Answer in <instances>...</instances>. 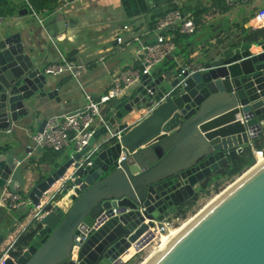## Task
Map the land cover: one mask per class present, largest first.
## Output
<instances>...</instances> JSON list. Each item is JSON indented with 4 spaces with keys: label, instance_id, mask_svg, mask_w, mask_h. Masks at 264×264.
<instances>
[{
    "label": "water",
    "instance_id": "1",
    "mask_svg": "<svg viewBox=\"0 0 264 264\" xmlns=\"http://www.w3.org/2000/svg\"><path fill=\"white\" fill-rule=\"evenodd\" d=\"M251 27L216 41L197 70L143 75L104 110L106 125L89 147L109 130L126 132L120 141L103 143L93 164L76 176L72 183L78 188L67 212L51 204L33 222L25 249L15 255L18 264H125L121 257L153 226L145 221L186 211L204 185L239 157L240 147L264 136V24ZM67 28L64 19L51 21L46 48L23 42L20 33L0 34V191L23 182L20 159L31 153L32 133L47 124L42 111L53 101L62 103V87L44 68ZM165 95L148 116L132 122ZM89 147L31 188L34 208ZM7 217L0 208V227ZM152 264H264V163Z\"/></svg>",
    "mask_w": 264,
    "mask_h": 264
},
{
    "label": "crops",
    "instance_id": "2",
    "mask_svg": "<svg viewBox=\"0 0 264 264\" xmlns=\"http://www.w3.org/2000/svg\"><path fill=\"white\" fill-rule=\"evenodd\" d=\"M239 1L237 7L227 8L223 0H69L67 4L61 0L53 11L41 14L42 24L28 8L27 16L20 15L22 10L19 15L8 16L12 21L0 29V34L20 33L23 42L46 48L50 39L46 26L51 21L64 19L68 24L67 33L59 35L58 47L52 45L45 59V67L59 62L61 55L88 64L90 70L85 79L86 91L98 99L110 91L116 74L138 66L135 54L138 45H119L116 42L117 36L128 40L138 34H146L156 18L180 10L185 16L194 17L197 31L193 35H184L180 26L170 29L168 33L175 37L177 46L174 58L156 65L151 74L160 76L174 67L180 71L183 68L197 70L204 52L216 41L231 37L235 32L246 29L248 24L252 26L250 30L262 24L257 13L264 9V0L253 4ZM26 4L28 6L27 2ZM126 25L131 27L130 32L123 30ZM194 35L200 36L188 39ZM144 40L154 42L155 38L153 35H146ZM51 79L58 87H62V103L53 101L51 109L42 111V120L54 115H64L87 105L85 94L69 76H51ZM129 123L131 124L130 121ZM36 133L37 130L27 142L32 154L24 153L20 159L24 162L23 182L16 183L13 189L8 188L20 193L22 205L17 210H6L8 217L0 227V256L15 239L28 233L35 221L32 215L36 208L28 199L31 188L51 176L74 154L73 147L59 153L35 150L32 137ZM18 146L21 147V144ZM22 148L27 149L24 145Z\"/></svg>",
    "mask_w": 264,
    "mask_h": 264
},
{
    "label": "built area",
    "instance_id": "3",
    "mask_svg": "<svg viewBox=\"0 0 264 264\" xmlns=\"http://www.w3.org/2000/svg\"><path fill=\"white\" fill-rule=\"evenodd\" d=\"M223 1L227 8H235L240 2L239 0ZM243 1L248 4H253L257 3L259 0ZM26 2L28 3V9L31 14H33L39 23L42 24L43 20L40 18L41 14H38L33 9L28 0H26ZM64 2L67 4L69 0H64ZM257 15L260 21L264 24V9L258 11ZM11 21L10 18L0 16V29L6 26L7 23H11ZM177 26H180L181 33L184 35H193L197 31V24L193 16H185L180 10H175L165 16H159L156 18L146 34H138L128 40L122 36H117L116 42L119 45H138L135 53L138 66L137 68L116 74L110 91L98 99H95L86 91L85 79L90 70L88 64L61 55L59 62L47 65L44 69L46 75L69 76L83 91L88 103L83 108L77 109L73 112L49 117L43 131L36 133L32 137L35 150H51L59 153L66 148L73 147L74 154H77L83 152L89 147V142L96 131L103 125H106V117L103 113L106 107L109 106L111 102H117L123 99L128 94L130 88L141 82L143 75H151V71L156 65L174 58L177 46L175 43V37L169 34L168 31ZM123 30L130 32L132 29L130 26L126 25L123 27ZM146 35H153L155 41L146 42L144 40ZM186 70V68H183L180 73H185ZM167 97L168 95H165L160 102L148 109L143 117L135 120V122L137 121L138 123L144 117L148 116L152 110ZM262 125L264 126V123H262ZM125 132L126 131L121 130H109L108 134L102 137L93 146L89 147L88 152H86L79 161H76L74 165H72L63 179L54 184L48 192L44 193L40 206L36 208V212L33 213L32 219H40L43 215L42 213H44L47 207L51 204H56L62 211L67 212L73 204L72 196L75 194V189L78 188V186L73 185L72 183L76 176L79 173L86 171L87 168L93 164L94 158L100 152L103 143L111 140L120 141ZM251 135L253 134L249 133V136ZM248 146L253 152L255 165L261 160H264V149L257 148L254 141H251ZM240 148L241 151L238 152L239 155L244 151V147ZM30 154H32V152ZM124 158L125 153L122 152L119 161L124 160ZM66 189L67 195L62 197V192ZM21 205L22 197L20 193L12 192L8 188L0 191V208L13 211L19 209ZM114 212L116 214V210H114ZM182 220L183 218L179 215H173L165 218L163 221L147 220L145 221V224L148 225L149 222H152L153 226H149L148 231L151 233L153 241H155L159 240L161 236L166 234L171 228L178 227ZM18 238L15 239L5 250L3 255L0 256V264H6L9 259H12L14 264H18V257L13 255L16 251Z\"/></svg>",
    "mask_w": 264,
    "mask_h": 264
},
{
    "label": "trees",
    "instance_id": "4",
    "mask_svg": "<svg viewBox=\"0 0 264 264\" xmlns=\"http://www.w3.org/2000/svg\"><path fill=\"white\" fill-rule=\"evenodd\" d=\"M59 1L60 0H29V3L38 14H43L48 13L49 11H53L58 6ZM26 8H28V6L25 0H0V16L3 17L19 15V12ZM254 144L257 148L264 149V136L262 138L254 140ZM254 165L255 158L253 152L249 146H245L244 151L235 161H233L232 165L229 166V168H227L226 170L220 172L217 180L222 178L233 179L234 177H240ZM212 182L213 181H209L208 183H206L202 191H206L212 185ZM199 199L200 197L196 196L194 200L189 204V207L197 204ZM186 215V211H183L181 214H179V216L183 219L186 217ZM23 219L24 218H22V220ZM28 238V233H24L18 238V241L16 243V251L13 253L14 256L20 255L21 252L25 249ZM139 255L140 254L138 253L134 258H132V260L128 261L126 264H133L134 262H136Z\"/></svg>",
    "mask_w": 264,
    "mask_h": 264
},
{
    "label": "bare ground",
    "instance_id": "5",
    "mask_svg": "<svg viewBox=\"0 0 264 264\" xmlns=\"http://www.w3.org/2000/svg\"><path fill=\"white\" fill-rule=\"evenodd\" d=\"M263 24V23H262ZM262 24L256 25L257 27L261 26ZM264 163V160H261L258 164L251 167L249 170H247L243 175L238 177V179L229 185L224 191H221L218 195H216L212 200H210L205 206L202 207V209L192 217H190L188 220L183 222L180 226L171 228L166 234H163L161 238L159 239L160 245L156 247V249L150 253L147 257L144 258V260L139 264H152L155 259L165 252L176 240H178L182 234L190 228L194 224V222L203 214L206 210H208L213 204H215L220 198L225 196L234 186H236L240 181H242L244 178L249 176L252 172H254L257 168H259ZM153 241V237L149 231H147L133 246L129 249L128 252H126L122 256V260L125 262H128L133 258V256H136L139 252L144 250L151 242Z\"/></svg>",
    "mask_w": 264,
    "mask_h": 264
},
{
    "label": "rangeland",
    "instance_id": "6",
    "mask_svg": "<svg viewBox=\"0 0 264 264\" xmlns=\"http://www.w3.org/2000/svg\"><path fill=\"white\" fill-rule=\"evenodd\" d=\"M200 35H194L189 37L188 39L193 40L194 38H197ZM114 103L111 102L110 105ZM70 151V150H69ZM72 152V151H70ZM68 152V154L70 153ZM60 157H61V153H60ZM239 177V176H238ZM238 177H234L233 179L230 178H222V179H218L215 178L212 182V185L204 192H201V194L199 195L200 199L197 202V204H195L194 206H190L186 212L187 215L186 217L182 220V222L180 223V225L185 222L186 220H188L190 217H192L193 215L197 214L203 206H205L210 200H212L216 195H218L221 191H224L229 185H231L232 183H234ZM179 225V226H180ZM161 243V242H160ZM159 240H155L153 241L151 244H149V246H147L144 250H142L139 254V257L137 259L136 262H134L133 264H139L141 263L144 258L149 254L152 253L157 246L160 245ZM135 256H133L134 258ZM132 260V258H131ZM130 261V260H129Z\"/></svg>",
    "mask_w": 264,
    "mask_h": 264
}]
</instances>
